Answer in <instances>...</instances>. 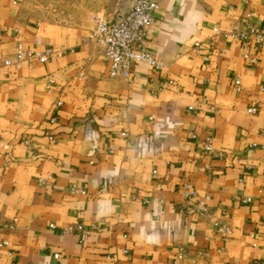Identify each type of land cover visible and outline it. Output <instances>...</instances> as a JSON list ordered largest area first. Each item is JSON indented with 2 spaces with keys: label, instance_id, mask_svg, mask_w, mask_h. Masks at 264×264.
Segmentation results:
<instances>
[{
  "label": "crops",
  "instance_id": "1",
  "mask_svg": "<svg viewBox=\"0 0 264 264\" xmlns=\"http://www.w3.org/2000/svg\"><path fill=\"white\" fill-rule=\"evenodd\" d=\"M157 1L146 48L164 66L137 62L126 80L107 76L87 26L0 0V240L12 247V255L0 247V264L264 262V46L246 48L258 56L249 63L227 33L249 12L264 26V0ZM19 42L62 54L8 67ZM168 79L175 84L163 86ZM91 119L96 151L85 139ZM208 140L224 156L203 153ZM245 196L253 200L237 199ZM205 197L207 215L184 206ZM217 221L229 236L217 233ZM77 223L90 231L63 234Z\"/></svg>",
  "mask_w": 264,
  "mask_h": 264
},
{
  "label": "built area",
  "instance_id": "2",
  "mask_svg": "<svg viewBox=\"0 0 264 264\" xmlns=\"http://www.w3.org/2000/svg\"><path fill=\"white\" fill-rule=\"evenodd\" d=\"M159 8L157 0H134L132 6L123 13L114 15H99L94 20V26L90 30L87 38L89 43L101 48L106 61V74L110 78H123L130 80L133 74V66L137 62H144L151 67L161 69L164 63L157 57L152 55L146 48L147 35L149 28L156 20V11ZM252 12L248 13V17L244 20L231 23L227 31L228 35L238 40L241 43L244 58L249 63H257L258 56L251 54L246 50L250 45H253L258 51L264 46V26L255 24L252 21ZM217 32H222L221 28H215ZM203 42L196 41L195 46L200 47ZM61 51H56L53 47H47L45 50H35L26 48L23 42H19L13 56L4 60V64L8 67H19L24 63H45L53 60L61 55ZM164 84L174 85V79H168ZM233 84L237 92L241 93L243 89V81L240 76L233 78ZM58 105H62V101H58ZM194 106H189V109H194ZM249 113H256L258 108L255 105L248 107ZM153 118V117H151ZM57 117H52V121H56ZM85 139L90 143V150L96 151L99 148V136L96 131L94 120L91 119L85 123ZM123 135H126L124 132ZM191 136L195 137V133L191 132ZM50 138H54L51 136ZM203 153L222 157L225 154L224 150H216L212 140L204 141L200 144ZM209 168L210 165L206 164ZM156 172V171H155ZM40 183L46 185L47 179L40 178ZM192 184L187 182L184 184V189H191ZM71 190L74 192L85 194L86 190L82 187L73 184ZM105 190V188H103ZM192 195L196 196V191ZM208 197V196H207ZM207 197L199 199L198 202L190 204L187 202L184 206L191 213L199 215H207L210 213V205L207 202ZM239 201L246 203L251 202L253 197L245 196L238 197ZM217 233L222 237H227L231 234V229L223 222H216ZM54 226V225H52ZM96 227V225H93ZM8 227L14 229L16 227V219H13ZM90 230L82 223L72 224L63 228V234L70 233H88ZM6 246L7 255H12L11 243L7 239L0 240V247ZM125 253L129 250L125 249ZM187 255L186 250L182 249L177 256V261L181 262ZM59 257V253L55 254ZM249 264H264L258 259L251 260Z\"/></svg>",
  "mask_w": 264,
  "mask_h": 264
},
{
  "label": "rangeland",
  "instance_id": "3",
  "mask_svg": "<svg viewBox=\"0 0 264 264\" xmlns=\"http://www.w3.org/2000/svg\"><path fill=\"white\" fill-rule=\"evenodd\" d=\"M130 0H23L24 8L43 20H62L92 29L101 15H114ZM91 25V26H90Z\"/></svg>",
  "mask_w": 264,
  "mask_h": 264
}]
</instances>
